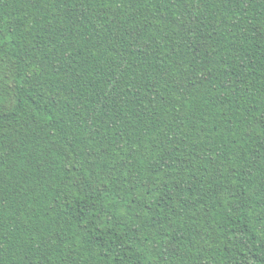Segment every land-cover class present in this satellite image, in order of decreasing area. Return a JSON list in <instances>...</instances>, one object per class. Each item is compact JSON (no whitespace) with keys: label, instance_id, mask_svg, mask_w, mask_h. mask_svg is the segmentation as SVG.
<instances>
[{"label":"trees","instance_id":"1","mask_svg":"<svg viewBox=\"0 0 264 264\" xmlns=\"http://www.w3.org/2000/svg\"><path fill=\"white\" fill-rule=\"evenodd\" d=\"M0 264H264V0H0Z\"/></svg>","mask_w":264,"mask_h":264}]
</instances>
